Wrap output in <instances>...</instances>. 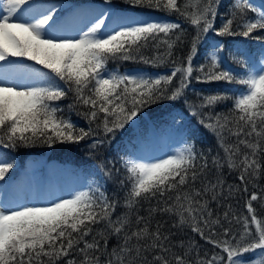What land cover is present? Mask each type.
Returning a JSON list of instances; mask_svg holds the SVG:
<instances>
[{"label": "snow or ice", "instance_id": "obj_1", "mask_svg": "<svg viewBox=\"0 0 264 264\" xmlns=\"http://www.w3.org/2000/svg\"><path fill=\"white\" fill-rule=\"evenodd\" d=\"M125 2L178 12L195 28L186 65L181 63L170 75L155 78L107 70L110 60L133 59V52L146 46L150 39L166 45V55L171 56L181 36L177 35L176 41L170 42V39H160V34L169 37L181 28L178 23L128 20L105 32L108 14L100 13L87 30L74 36L61 35L52 29L55 6L41 10L32 0H0V62L7 65L0 69V144L3 147L79 143L92 135V123L102 127L105 137L114 135L133 123L143 108L164 99L175 101L183 95L193 72L192 59L197 44L210 31L216 36L261 40L252 34L264 30V8L255 7L250 0H233L232 18L219 29L214 28L218 0H184L183 6L178 0ZM249 13L254 16L249 18ZM237 18L240 23L233 28ZM222 52V45H216L209 52L206 57L209 70L205 72L201 66L199 71L203 76L197 79L237 83L243 90L233 97L230 115L217 114L215 120L209 117L207 122L201 120V123L216 135L225 152L224 162L230 169L239 170L243 182L246 176H258L264 170V56L259 65H250L242 74H236L221 67ZM239 55L233 53V61L243 63L238 60ZM20 59L41 66L28 69L22 85L12 78L23 68L14 62ZM178 74L180 86L169 89L167 86ZM57 78L74 94V105L88 109L83 113L89 122L87 130L65 119L62 109L52 103L66 97ZM224 99L226 97L221 95L209 96L200 107H212ZM197 114L192 112V115ZM225 132L236 138L234 143L225 142ZM101 143L103 141H97L91 147ZM198 160L201 163L198 164ZM212 165L217 169L223 167L219 158H213ZM124 167L127 177L121 184L127 187L124 207L129 213L116 220L111 217L117 202L109 200L99 186L92 185L50 205L0 206V264H101V256L107 258L106 264H187V252L181 255L173 251L175 246L170 242V234L162 231L163 225L157 223L154 229L151 227V218L157 212L175 215L178 226L191 222L193 232L200 233L202 239L227 254V264H246L243 254L255 250H261L264 257V221L257 218L251 205V201L258 199L255 193L248 203L255 233L249 231V220L245 217L239 240L228 228L223 229L225 239H212L218 235L213 226L220 224V219L212 218L207 196L211 193L212 200H216L222 181H202L201 189H195L198 179L207 180L205 173L209 165L194 145L185 142L182 148L158 161L128 159ZM12 168V163L0 162V180ZM101 170L111 176V170L103 167ZM153 199L157 200V206L148 209L147 217L139 215L137 205ZM132 213H136L134 224ZM228 217L229 212H225L224 219ZM237 222H240L238 218ZM101 224L104 230L96 231L93 226ZM205 229L208 236L204 234ZM94 232L96 234L92 235ZM90 235L91 241L85 239ZM112 235L121 242L109 252L106 251L107 237ZM179 246L183 247V242ZM77 252L81 256L79 261L69 258ZM216 260V256L211 260L198 259L197 264H216ZM257 264H264V259Z\"/></svg>", "mask_w": 264, "mask_h": 264}, {"label": "trees", "instance_id": "obj_2", "mask_svg": "<svg viewBox=\"0 0 264 264\" xmlns=\"http://www.w3.org/2000/svg\"><path fill=\"white\" fill-rule=\"evenodd\" d=\"M250 2L257 8H264V0H250ZM32 3L40 9L55 6V21L65 16L74 19L79 11H82L83 14L89 11L96 15L109 13L110 16H117L121 22L128 20L148 21L149 18H157L181 25V28L174 30L169 37H164L163 33L160 34V39H170V42L176 41L177 35L181 36V42L175 44L171 50V56L166 55V45L160 43L159 40L150 39L146 46L138 52H133V59L110 60L107 64V70L110 72L121 73L127 69H145L149 72H167V75H170L174 67L181 63L187 64L186 57L191 49L192 38L196 35L195 28L178 12L169 13L147 6H133L126 3L125 0H108V2L106 0H32ZM178 3L183 6L184 0H178ZM232 3L233 0H218L214 19L215 29L221 28L227 19L232 18L230 14ZM248 15L249 18L254 16L253 13ZM238 23L240 21L237 18L232 27L235 28ZM252 35L253 37H261V40L246 39L242 36H216L214 32L210 31L197 44V52L192 59L193 72L183 90V95L175 101L164 99L143 108L133 123L127 125L123 130L117 131L114 135L109 134L108 137H105L102 127L98 128L97 123H92V135L79 143L56 142L52 146L36 143L27 147L17 146L16 148H5L0 144V161L13 164V168L6 174L5 178L0 180V187L4 188L9 182L21 185V175L24 174L27 163L29 161H42L49 173L61 180H69L74 177L77 180L85 181L87 188L89 185L99 186L109 200L117 202L111 217L112 220H116L118 217L129 213V210L124 207L127 187L121 184V181L126 182L127 177L124 162L132 159L137 152L144 153L149 141H161L163 136L169 132L175 134L184 132L187 143L194 145L197 153L202 154L209 165L205 173L207 180H204L203 177L198 179L194 185L195 189H201L202 181L213 183L217 179L222 181V188L217 189L219 193L217 199L212 200L211 193L207 196L208 207L213 214L212 218L220 219V224L213 226V231L218 235L213 236L212 239H225L222 235L223 229L228 228L230 234H234L236 240H239L244 231L243 219L245 217L249 220V231L254 234L256 226L251 224L248 203L251 194L255 193L258 199L251 201V205L255 209L257 218L264 221V170L258 176H246L242 182L239 170L230 169L224 162L225 152L220 147L216 135L201 123V120L207 122L209 117L215 120L217 114L230 115L233 97L241 93L243 86L237 83L197 79V77L203 76L199 71L201 66H204L205 72L209 70L206 57L216 45L223 46L221 67L224 70L242 74L248 66L257 64L264 52V30H257ZM237 52L240 54L238 60L243 61V63L233 61L232 54ZM14 62L22 65L24 72H27L28 69L41 68L40 65L28 60L20 59ZM0 64L5 65L3 62ZM41 70L48 71L47 69ZM49 75L52 74L49 73ZM57 83L66 92V97L52 103L57 104L62 109L61 114L65 119H70L78 128L87 130L89 122L83 113L88 109L79 104L74 105V94L68 91V86L59 81L58 78ZM179 86L178 74L167 87L173 89ZM213 95H221L226 99L212 107L201 108L200 105L205 98ZM70 105L74 106L70 107ZM193 111L198 114L192 115ZM100 116L102 117L103 113ZM224 135L226 143L235 142V137H230L227 132ZM97 141H103V143L97 144L95 148L91 147ZM240 147L244 150L243 146ZM213 158H219L223 167L215 168L212 165ZM199 163L201 161L198 160ZM102 167L105 170H111L110 177L104 174V171L101 170ZM21 171H23L22 174ZM156 206V199L150 202L142 201L137 205L138 214L147 217L148 209ZM225 212H229L228 220L224 219ZM135 215L136 213L131 214L133 224ZM157 223L163 225L162 231L165 234H170V242L175 246L174 252L181 255L187 252L185 257L187 264H197L198 259L211 260L213 256L217 257L216 264H227V254L222 253L220 248L208 243L206 239H202L200 233L193 232L191 222L178 226V217L157 212L151 218V227L154 229ZM174 225L177 226L174 227ZM93 227L96 231L104 230L103 224ZM95 234L94 232L92 235ZM204 234L208 236L207 229L204 230ZM92 235L85 239L91 241ZM228 238L231 239V235ZM107 240L106 251L109 252L121 242L120 238L115 235L108 236ZM181 242H183V247L179 246ZM235 242L233 241V244ZM101 245H103V240H101ZM189 249L191 250L189 251ZM256 253L261 259H264L261 250H255L243 254L244 261L259 258ZM69 258L79 261L81 256L77 252ZM67 259L65 258V260ZM100 259L101 264H106L107 258L105 256H101Z\"/></svg>", "mask_w": 264, "mask_h": 264}, {"label": "rangeland", "instance_id": "obj_3", "mask_svg": "<svg viewBox=\"0 0 264 264\" xmlns=\"http://www.w3.org/2000/svg\"><path fill=\"white\" fill-rule=\"evenodd\" d=\"M42 10V9H41ZM0 11H2V5H0ZM98 15L93 14L92 12H87L83 14L82 11H79L76 14L75 19H72L67 22H59L55 26L52 25V29L57 31L61 35L74 36L81 30H87L89 24L96 18ZM106 20L105 32L109 31L111 28L115 27L117 23L121 20L117 16H113L111 19L110 14L108 13ZM148 21H158V22H170L167 20L149 18ZM264 56V52L261 54L260 59ZM259 59V61H260ZM255 65H259V62ZM6 67H1L4 69ZM109 73H111L108 70ZM122 74H140L145 77H159L167 75V72H149L143 69H127L121 72ZM14 82L18 84H23L26 81L27 73L22 69L20 72L13 75ZM185 133L183 132L180 136H173L172 133H167L161 141H149L147 149L144 153H137L133 159L139 162H151L158 161L160 158H166L169 154L174 153L178 149L182 148L185 142L187 143ZM2 162V161H0ZM43 162H33L29 161L28 165L24 168L31 176L33 183L30 184L26 179L22 180V185L18 188V196L16 199H9L3 195V188L0 187V206L4 208H15L22 205H36L44 206L50 205L52 201H55L59 198H70V196L77 191H84L86 189V182L83 180H77L74 177L69 180H61L59 178L53 179V184L48 185L47 182L40 180V172ZM13 189V187H12ZM252 261H247L246 264H257L261 260L258 253Z\"/></svg>", "mask_w": 264, "mask_h": 264}]
</instances>
